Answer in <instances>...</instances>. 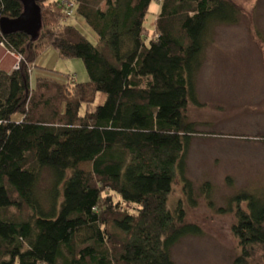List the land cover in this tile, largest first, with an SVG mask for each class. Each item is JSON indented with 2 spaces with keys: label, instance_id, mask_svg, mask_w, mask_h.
Instances as JSON below:
<instances>
[{
  "label": "trees",
  "instance_id": "obj_1",
  "mask_svg": "<svg viewBox=\"0 0 264 264\" xmlns=\"http://www.w3.org/2000/svg\"><path fill=\"white\" fill-rule=\"evenodd\" d=\"M39 6L37 39L5 35L0 26V44L22 57L11 74L0 71V264H175L173 250L202 234L181 200L170 205L179 180L197 206L186 175L197 132L188 109L199 106L198 76L214 29L238 24L242 10L232 0ZM22 13L19 0H0V21ZM74 16L97 45L69 23ZM47 49L82 60L89 81L39 77L33 86ZM201 193L213 207L212 187ZM218 212L236 218L235 264H264V193L242 191Z\"/></svg>",
  "mask_w": 264,
  "mask_h": 264
},
{
  "label": "rangeland",
  "instance_id": "obj_2",
  "mask_svg": "<svg viewBox=\"0 0 264 264\" xmlns=\"http://www.w3.org/2000/svg\"><path fill=\"white\" fill-rule=\"evenodd\" d=\"M232 1L242 10L241 20L214 29L198 76L199 106L188 109L197 132L186 175L193 184L197 206H189L179 180L170 205L181 200L188 221L199 226L202 234L186 238L173 250L175 264H235L241 253L232 230L236 218L218 210L242 191L264 193V0ZM154 19L153 14L147 18L149 30L154 29ZM69 23L93 44L99 43L82 18L74 16ZM39 77L61 85L89 81L82 60L60 59L54 49L39 55L32 73L33 86ZM101 98L98 104L103 103ZM205 184L212 187L213 207L201 193Z\"/></svg>",
  "mask_w": 264,
  "mask_h": 264
},
{
  "label": "water",
  "instance_id": "obj_3",
  "mask_svg": "<svg viewBox=\"0 0 264 264\" xmlns=\"http://www.w3.org/2000/svg\"><path fill=\"white\" fill-rule=\"evenodd\" d=\"M19 1L23 5V13L15 20L3 18L0 21L1 30L5 35L22 33L37 39L43 27L39 3L44 0Z\"/></svg>",
  "mask_w": 264,
  "mask_h": 264
},
{
  "label": "crops",
  "instance_id": "obj_4",
  "mask_svg": "<svg viewBox=\"0 0 264 264\" xmlns=\"http://www.w3.org/2000/svg\"><path fill=\"white\" fill-rule=\"evenodd\" d=\"M17 63L16 57L5 46H0V71L11 74L15 70Z\"/></svg>",
  "mask_w": 264,
  "mask_h": 264
},
{
  "label": "built area",
  "instance_id": "obj_5",
  "mask_svg": "<svg viewBox=\"0 0 264 264\" xmlns=\"http://www.w3.org/2000/svg\"><path fill=\"white\" fill-rule=\"evenodd\" d=\"M68 7H69V9H71L72 4H68ZM68 12H69V11H68ZM68 14H71V12H69ZM0 46H4V45H3V44H0ZM21 60H22V58H19V57L17 58L18 63H17V65L15 66V70H17V69L19 68Z\"/></svg>",
  "mask_w": 264,
  "mask_h": 264
}]
</instances>
